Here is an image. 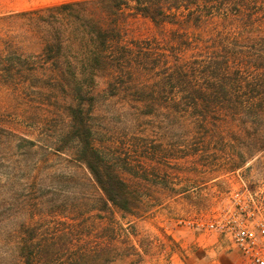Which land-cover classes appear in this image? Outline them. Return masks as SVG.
<instances>
[{"label":"trees","instance_id":"obj_1","mask_svg":"<svg viewBox=\"0 0 264 264\" xmlns=\"http://www.w3.org/2000/svg\"><path fill=\"white\" fill-rule=\"evenodd\" d=\"M141 20L170 45L135 37ZM0 93L51 107L62 100L68 128L44 151L81 166L69 176L92 192L52 225L2 231L0 264L134 262L135 221L165 198L142 173L166 163L119 159L96 137V110L126 95L139 115L195 134L192 151L171 153L183 173L242 167L264 152V0H64L2 14Z\"/></svg>","mask_w":264,"mask_h":264},{"label":"rangeland","instance_id":"obj_2","mask_svg":"<svg viewBox=\"0 0 264 264\" xmlns=\"http://www.w3.org/2000/svg\"><path fill=\"white\" fill-rule=\"evenodd\" d=\"M61 1L0 0V15ZM134 31L135 37L157 36L170 45L145 21H138ZM30 99L0 93V233L27 223L52 225L62 219L58 217L62 213L69 215L78 198L92 193L69 176L84 173L81 166L71 163L66 154L44 151V143L59 141L68 128L62 100H55L51 107L42 99L34 98L35 104ZM131 103L126 95L101 100L96 137L121 152L119 159L142 161L146 166L163 160L162 171L143 172L142 177L159 182L161 188H152L153 194L165 198L135 221L132 231L137 232L140 257L111 264H244L227 238L205 231L201 224L213 216L237 212L239 207L257 208L264 214V152L235 171L204 173L198 164L183 173L176 162L171 163V153L192 151L194 144L186 141L195 134L172 130L169 121L159 123L156 117L139 115ZM30 138L38 148L24 146L23 140Z\"/></svg>","mask_w":264,"mask_h":264},{"label":"built area","instance_id":"obj_3","mask_svg":"<svg viewBox=\"0 0 264 264\" xmlns=\"http://www.w3.org/2000/svg\"><path fill=\"white\" fill-rule=\"evenodd\" d=\"M201 226L227 238L244 264H264V214L259 209L239 207L237 212L213 216Z\"/></svg>","mask_w":264,"mask_h":264}]
</instances>
